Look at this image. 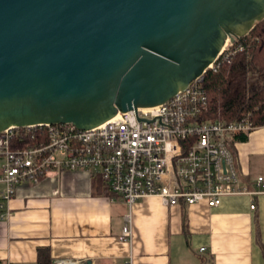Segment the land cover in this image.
I'll return each mask as SVG.
<instances>
[{
    "label": "water",
    "instance_id": "water-1",
    "mask_svg": "<svg viewBox=\"0 0 264 264\" xmlns=\"http://www.w3.org/2000/svg\"><path fill=\"white\" fill-rule=\"evenodd\" d=\"M264 20V0H0V132L153 107Z\"/></svg>",
    "mask_w": 264,
    "mask_h": 264
},
{
    "label": "crops",
    "instance_id": "crops-1",
    "mask_svg": "<svg viewBox=\"0 0 264 264\" xmlns=\"http://www.w3.org/2000/svg\"><path fill=\"white\" fill-rule=\"evenodd\" d=\"M233 148L242 185L257 190L264 125L239 135ZM128 210L100 176L82 169L20 184L0 217V264H264V194L225 196L216 207L167 206L147 196L133 205L132 238L123 240Z\"/></svg>",
    "mask_w": 264,
    "mask_h": 264
},
{
    "label": "built area",
    "instance_id": "built-area-1",
    "mask_svg": "<svg viewBox=\"0 0 264 264\" xmlns=\"http://www.w3.org/2000/svg\"><path fill=\"white\" fill-rule=\"evenodd\" d=\"M238 40L228 38L221 55L243 51ZM203 79L165 103L119 112L90 129L62 123L1 131L0 217L8 214L20 184L78 169L100 176L128 205L123 240L132 238L133 205L147 196L160 197L167 206L205 202L216 207L225 196L264 194V176L255 191L242 185L233 148L239 135L259 126L251 113L231 121L208 120ZM51 264L79 262L65 258Z\"/></svg>",
    "mask_w": 264,
    "mask_h": 264
},
{
    "label": "trees",
    "instance_id": "trees-1",
    "mask_svg": "<svg viewBox=\"0 0 264 264\" xmlns=\"http://www.w3.org/2000/svg\"><path fill=\"white\" fill-rule=\"evenodd\" d=\"M237 43L245 46L243 51L230 57L221 55L204 74L202 85L208 97L206 118L231 121L251 113L255 124L263 126L264 20ZM44 264H49V260Z\"/></svg>",
    "mask_w": 264,
    "mask_h": 264
},
{
    "label": "rangeland",
    "instance_id": "rangeland-1",
    "mask_svg": "<svg viewBox=\"0 0 264 264\" xmlns=\"http://www.w3.org/2000/svg\"><path fill=\"white\" fill-rule=\"evenodd\" d=\"M262 22V21H261Z\"/></svg>",
    "mask_w": 264,
    "mask_h": 264
}]
</instances>
